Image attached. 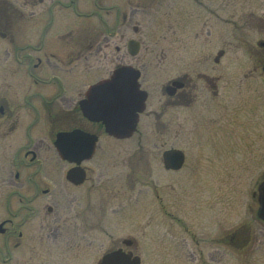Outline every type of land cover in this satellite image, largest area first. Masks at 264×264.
Returning a JSON list of instances; mask_svg holds the SVG:
<instances>
[{
  "label": "flooded vegetation",
  "instance_id": "af4514ba",
  "mask_svg": "<svg viewBox=\"0 0 264 264\" xmlns=\"http://www.w3.org/2000/svg\"><path fill=\"white\" fill-rule=\"evenodd\" d=\"M169 1L0 0V160L4 159L6 149L15 151L14 183L17 185L25 174L23 186H20L24 189L18 191V196L64 198L62 217L54 213L51 205L45 206L46 215L40 217L47 236L60 227L66 235H84L86 226L79 219L85 212L87 198H95L97 211V204L102 202L97 198L102 193L130 197L140 180L144 182L142 187H148L150 164L142 151L144 143L141 141L136 143L139 152L120 163L122 168L115 172L117 177L110 167L116 165V159H101L100 165L105 167L95 173L90 164L98 160L96 156L103 138L121 141L136 136L140 140L150 126L159 129L162 135L173 132L178 137L188 130L193 134L204 123L213 132L226 135L236 129L245 130L246 124H250L249 148L253 147L254 139L255 149L261 152L264 142L259 138L264 136V130L260 129L262 118L257 111L264 108L261 103L264 95L260 94L264 77L231 83L234 80L229 77L228 62L223 61L227 55V28L225 35H221L220 46L213 45L210 18H198L201 22L185 33L183 24L191 22L182 21L180 6ZM190 2L210 11L202 0ZM158 12L161 44L143 46L134 37L142 32V27L134 24L135 17ZM216 37L218 43L219 36ZM134 40L138 42L136 54H133ZM261 43L264 41H259L258 45ZM141 58L148 62H138ZM101 59L113 66L110 73L87 78V70L95 68ZM124 66L139 70V89L145 92L146 98L131 136L118 139L105 131L101 121L93 118L95 101L93 96L90 101L89 92L91 86ZM148 66L151 72L145 70ZM260 69L264 75L262 65ZM148 75H157L159 83L149 84ZM246 86L249 90L245 96L243 87ZM152 97L157 98L155 104L150 102ZM251 108L254 111L251 112ZM60 133L67 134L65 145L73 150L74 159L59 158V168H56L60 173L54 174L56 168L53 169L51 159L39 157L37 151L41 148L55 150ZM89 147L93 148V154L86 157ZM157 149L161 150L159 166L163 172L171 176L186 171L189 166L186 155L178 170L166 169L162 158L165 151L183 150L182 147L163 142ZM17 150L23 151L22 158L17 159ZM226 171L227 167L223 166L219 180L226 179ZM118 179L120 188L114 182ZM253 194L255 196V192ZM198 197H193L194 205L189 208L190 213L194 211L191 216H182V200L178 193L162 195L154 190L152 199L162 214L163 229L169 230L171 224L185 228L188 238H182L181 243L191 260L219 261L228 255V249H224L228 241H241L243 237L239 231L230 237L224 226L227 220L224 214L221 221H217L218 206L213 200L205 206H197ZM49 216H53L52 220ZM0 224H3L0 230L4 235H12L20 226L17 214L2 219ZM199 226L204 233L197 232ZM17 235L23 239L25 232L18 230Z\"/></svg>",
  "mask_w": 264,
  "mask_h": 264
},
{
  "label": "rangeland",
  "instance_id": "374dc122",
  "mask_svg": "<svg viewBox=\"0 0 264 264\" xmlns=\"http://www.w3.org/2000/svg\"><path fill=\"white\" fill-rule=\"evenodd\" d=\"M202 2L210 7V11L192 5L190 0L169 1L172 5L180 6L182 21L187 19L191 22L183 24V31L189 33L193 25L201 22L198 18H210L216 42L213 45L222 44L221 35H225L227 28V55L223 61L226 59L228 62L229 77L234 80L231 83H237L244 78L254 80L264 77L260 73L264 47L258 45L259 41H264V0ZM158 20L159 12L135 17L134 24L140 25L142 32L134 37L143 46L161 44ZM216 36H219L218 43ZM138 62L148 61L141 58ZM112 67L109 61L101 59L95 68L87 70V78L104 77L110 73ZM151 69L149 66L145 68L150 72ZM146 79L151 85L159 83L157 75H148ZM243 88L246 96L249 88ZM260 94L264 95L263 86ZM150 102L155 104L157 98L152 97ZM261 103L264 104V97H261ZM250 111H254L253 108ZM257 113L261 115L260 129L263 131L264 108ZM249 125L246 124V131L236 129L226 135L213 132L204 123L193 134L188 130L178 137L173 132L162 135L159 129L150 126L140 140L136 136L121 141L103 138L96 156L98 160L90 164L95 173L97 169L105 167L100 165L101 159L109 158L117 160L115 166H110L114 168L115 175L122 168L120 163L123 159L139 152L136 143L141 141L144 143V156L149 159L150 181L148 187H142L144 182L140 180L130 197L127 194L102 193L97 198L102 201L101 205L97 204V211L93 202L95 198H87L84 202L85 212L79 217V222L86 227L83 230L84 235L81 233L79 236L66 235L61 227L47 236V231L41 227L40 217L42 214L46 215V205L53 206L54 213L62 217L64 198L32 199L18 196V191L24 189L20 186H23L25 174L16 185L13 166L15 151L6 149L4 159L0 160V221L17 214V225L20 226H17L12 235L0 233V264H99L105 253L117 247H123L138 255L141 264H264V221L257 216L258 187L264 180V143L261 144L260 153L255 149L254 139L253 147L249 148L252 139ZM259 141L264 142L263 134ZM163 142L183 148L186 163L189 165L186 171L169 176L160 169L161 150L157 146ZM37 153L41 158H50L53 169L59 168V157L55 150L41 148ZM22 157L23 151L17 150V159ZM193 163L195 164L190 166ZM223 166L227 167V174H224L227 177L219 180ZM53 173L59 174L60 171L56 168ZM117 176L118 174L115 175ZM114 182L120 188L121 181L118 179ZM154 190L162 195L180 194L182 216H191L194 212H189V208L194 205L193 197L199 196L197 206L200 207L213 200V204L218 206L217 211L219 210L217 221H221L224 214L227 219L224 226L229 236L239 231L243 240L230 239L227 248H224L228 249V255L219 261L191 260L181 243L182 238H188L185 228H177L171 224L169 230L163 229L162 214L152 199ZM144 204L147 205L146 208L143 207ZM52 217L49 216L48 219L52 220ZM198 228V233L205 232L202 227ZM18 230L25 232L23 239L18 238ZM125 238L133 241V244L124 247L121 240ZM219 249L222 247L219 246Z\"/></svg>",
  "mask_w": 264,
  "mask_h": 264
},
{
  "label": "water",
  "instance_id": "95a60500",
  "mask_svg": "<svg viewBox=\"0 0 264 264\" xmlns=\"http://www.w3.org/2000/svg\"><path fill=\"white\" fill-rule=\"evenodd\" d=\"M138 51V43L133 42V54ZM262 70L264 72V63ZM139 71L131 66L120 67L108 79H104L90 88V101H95L92 109L96 120L102 122L105 131L116 138H127L135 130L138 113L144 108L146 95L139 90ZM67 134L60 133L55 142L56 150L65 160H73V150L65 145ZM93 148L86 149L90 157ZM184 160L183 152L177 149L167 150L163 154L167 169L177 170ZM258 217L264 221V181L259 187ZM2 231V230H1ZM130 245V241L124 242ZM99 264H140V258L132 253L117 249L103 255Z\"/></svg>",
  "mask_w": 264,
  "mask_h": 264
}]
</instances>
